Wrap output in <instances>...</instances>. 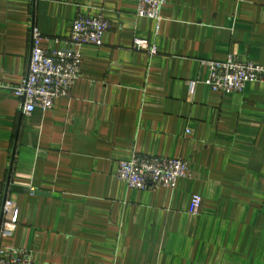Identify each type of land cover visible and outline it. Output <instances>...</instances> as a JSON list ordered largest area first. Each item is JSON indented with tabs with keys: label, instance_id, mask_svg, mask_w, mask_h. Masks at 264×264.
Listing matches in <instances>:
<instances>
[{
	"label": "crops",
	"instance_id": "crops-1",
	"mask_svg": "<svg viewBox=\"0 0 264 264\" xmlns=\"http://www.w3.org/2000/svg\"><path fill=\"white\" fill-rule=\"evenodd\" d=\"M136 7L0 0V224L6 198L18 209L0 246L35 264H264V81L212 91L204 62L264 65V0H167L158 21ZM100 13L110 28L81 47L70 94L24 114L32 25L58 50L78 14ZM134 153L183 158L189 176L129 188L116 170Z\"/></svg>",
	"mask_w": 264,
	"mask_h": 264
},
{
	"label": "built area",
	"instance_id": "built-area-1",
	"mask_svg": "<svg viewBox=\"0 0 264 264\" xmlns=\"http://www.w3.org/2000/svg\"><path fill=\"white\" fill-rule=\"evenodd\" d=\"M167 0H137L136 14L141 17L161 18V9ZM110 28L109 21L100 13L95 16L78 14L73 20L67 37V46L47 51L40 47L41 34L32 25L31 48L28 70L22 82L14 88L24 114L34 109H50L57 97L68 96L72 84L80 74L81 47L85 44L99 46L104 33ZM137 49L155 54L157 49L147 39L135 38ZM208 75L205 83L212 91L240 93L249 81H264V65L241 61L229 54L223 61L206 60ZM189 176L187 162L183 158H168L157 155L134 153L130 159L118 161L116 177L134 189H150L158 186L172 189L181 177ZM202 203L200 195L191 198L190 212H198ZM3 220L0 232L6 225L18 221V209L11 199L6 198L2 207ZM0 264H35L31 252L12 246H0Z\"/></svg>",
	"mask_w": 264,
	"mask_h": 264
}]
</instances>
